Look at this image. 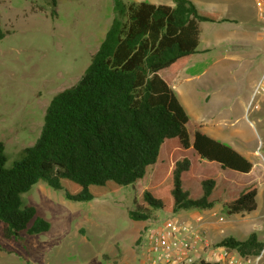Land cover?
<instances>
[{
	"label": "trees",
	"instance_id": "obj_1",
	"mask_svg": "<svg viewBox=\"0 0 264 264\" xmlns=\"http://www.w3.org/2000/svg\"><path fill=\"white\" fill-rule=\"evenodd\" d=\"M112 11L89 64L75 83L51 97L38 137L9 166L0 141V223L5 239L19 241L49 230L50 223L36 207L22 200L38 181L54 190L66 183L71 187L64 191L68 200L88 201L144 179L148 167L161 162L163 149L172 157L166 179L160 187L142 191L141 203L129 210L130 218L145 220L150 209H210L217 201L229 214L256 208L257 184L232 192L224 186L223 175L226 169L247 174L252 162L198 128L190 132L187 112L160 74L175 71L196 52L201 22L216 19L192 0H112ZM5 34L0 24V39ZM200 162L212 163L215 169L195 172ZM191 180L200 187L198 197L191 194ZM219 242L243 255L256 254L264 245L255 232L244 240L227 236Z\"/></svg>",
	"mask_w": 264,
	"mask_h": 264
},
{
	"label": "rangeland",
	"instance_id": "obj_2",
	"mask_svg": "<svg viewBox=\"0 0 264 264\" xmlns=\"http://www.w3.org/2000/svg\"><path fill=\"white\" fill-rule=\"evenodd\" d=\"M0 15L6 31L0 39V141L9 166L38 137L51 97L81 76L113 11L112 0H0ZM225 17L228 21L201 23L198 48H209L208 65L184 89L201 106L206 105L203 95L210 94L207 106L201 109L221 112L230 121L241 113L242 99L264 69V41L241 17L231 13ZM188 129L191 132L192 126ZM247 135L244 142L255 151L241 152L252 162V169L247 174L226 169L224 186L234 192L256 183V208L229 214L222 201H217L210 209L172 213L185 221L199 217L200 228L214 242L227 236L244 240L251 232L264 241V136L254 131ZM164 151L160 152L161 162L150 165L144 179L88 201L68 200L64 191L71 187L66 183L62 190H54L38 181L22 194V200L35 206L50 228L17 241L2 236L0 223V264H145V228L170 213L150 209L145 220L132 219L128 213L141 203L144 189L158 188L166 179L172 157ZM198 169L215 168L200 162L194 171ZM187 184L185 180L183 187ZM190 184L195 186L192 196L198 197L200 187L194 180Z\"/></svg>",
	"mask_w": 264,
	"mask_h": 264
},
{
	"label": "crops",
	"instance_id": "obj_3",
	"mask_svg": "<svg viewBox=\"0 0 264 264\" xmlns=\"http://www.w3.org/2000/svg\"><path fill=\"white\" fill-rule=\"evenodd\" d=\"M196 6L204 13L212 15L216 22L228 21L225 15H235V18L241 17L244 21V25L251 29H254L256 33L260 34L259 39L262 37L263 26L260 24L258 19L254 0H192ZM152 3H165L172 4V0H149ZM235 9V14L231 11ZM237 14L241 16H237ZM222 20V21H217ZM205 22V21H204ZM208 22V21H206ZM202 23V22H201ZM201 33V32H200ZM262 40V38H261ZM263 41V40H262ZM200 43V35H199ZM198 43V46H199ZM196 48V52L189 55L186 60L180 64L175 71L164 69L160 72L162 77L167 81L171 88L175 91L178 99L182 103L185 111L189 116V125L192 126V131L196 128L205 132L209 137L224 142L232 146L236 151H255L250 150L246 146L248 139L247 134L254 133L257 135L264 136V101L261 102L258 109L247 111L248 101L251 96V91L255 85L258 77L252 82L251 90L249 89L242 99L241 102V113L236 116L233 120L225 118L221 112L210 110V108L201 109L207 106L210 99V94L203 95V102L206 105L201 106L199 102H196L190 93H185V85L197 80L204 72H206V66L208 65V57L206 52L209 50L208 47ZM263 69V68H261ZM259 76V75H258ZM197 91L198 88L196 87ZM222 111V110H220ZM260 127L261 131L257 132L256 127ZM191 131V132H192ZM167 151V150H166ZM164 151L166 154L167 152Z\"/></svg>",
	"mask_w": 264,
	"mask_h": 264
},
{
	"label": "built area",
	"instance_id": "obj_4",
	"mask_svg": "<svg viewBox=\"0 0 264 264\" xmlns=\"http://www.w3.org/2000/svg\"><path fill=\"white\" fill-rule=\"evenodd\" d=\"M254 5L258 19L264 24V0H254ZM261 38L264 41V26ZM262 101L264 69L253 86L247 111L258 109ZM199 221V217L192 222L170 213L161 222L147 225L145 264H260L264 260V245L256 254L243 255L219 241H211Z\"/></svg>",
	"mask_w": 264,
	"mask_h": 264
}]
</instances>
